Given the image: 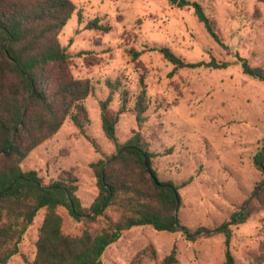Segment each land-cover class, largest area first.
I'll list each match as a JSON object with an SVG mask.
<instances>
[{"label":"rangeland","instance_id":"374dc122","mask_svg":"<svg viewBox=\"0 0 264 264\" xmlns=\"http://www.w3.org/2000/svg\"><path fill=\"white\" fill-rule=\"evenodd\" d=\"M72 1L76 10L58 40L69 54L72 75L88 79L92 85L83 101L89 119L86 132L99 151L66 118L52 137L22 161V169L36 170L48 183L62 170L72 168L78 178L76 194L88 206L97 194L89 163L115 153L101 128L99 101L108 94L105 80L121 82L110 112L120 106V91L128 93L129 111L120 114L116 125L120 144L137 129L133 105L144 84L147 109L140 131L156 154L151 165L158 179L179 186L177 219L191 232L199 227L215 229L241 206L252 205L254 211L247 220L228 225L230 251L236 264H255L258 255L263 256L264 264V206L252 196L264 179V172L254 162L264 143V81L243 73L237 59L245 58L251 66L264 69V0H188L202 5L224 46L208 34L190 5L178 6L170 0ZM94 18L110 30L85 28ZM162 46L186 62L213 57L228 64L177 68L157 50ZM131 49L139 52L135 59ZM56 211L62 216L65 234L76 235L84 228L98 232L106 226L103 217L84 223L74 220L62 206ZM44 213L45 208L37 212L18 253L7 264L33 260ZM107 213L112 220L118 217L113 208ZM173 246L175 264H222L225 259L222 233L190 237L150 225L123 230L101 259L104 264H129L141 252L143 264H163Z\"/></svg>","mask_w":264,"mask_h":264},{"label":"trees","instance_id":"16d2710c","mask_svg":"<svg viewBox=\"0 0 264 264\" xmlns=\"http://www.w3.org/2000/svg\"><path fill=\"white\" fill-rule=\"evenodd\" d=\"M177 5L192 6L208 34L224 46L213 21L198 1L178 0ZM75 10L72 0H0V264H7L18 253L23 234L41 208H45V213L30 264H104L101 257L106 247L123 230L139 225H150L158 231H182L190 237L222 233L225 258L222 264H236L230 251L228 225L243 223L254 207L241 206L215 229L199 227L191 232L175 220V191L180 202L179 186L158 179L151 165L156 154L149 150L140 131L147 109L144 84L133 105L137 129L120 144L116 125L120 114L129 111L128 93L125 89L120 91V106L110 112L109 105L121 82L105 80L108 94L99 101L101 128L114 144L115 153L89 163L96 178L97 194L88 206H83L76 194L78 178L72 168L62 170L48 183L43 182L36 170L22 169V161L52 137L66 118L99 151L86 132L89 119L83 101L91 94L92 85L88 79L72 75L69 54L58 40L59 32ZM85 28L110 30L97 18L89 20ZM157 50L177 68H222L228 64L213 57L208 61L186 62L168 47ZM129 53L133 59L139 55L132 49ZM237 59L243 73L264 81L263 68L251 66L245 58L237 56ZM263 147L264 143L254 155L257 166ZM252 196L264 206V179L256 185ZM58 206L64 207L74 220L84 223L103 217L106 226L98 232L84 228L76 235L65 234L61 230L62 216L56 211ZM108 208L118 213L116 220L108 215ZM151 257L155 258L154 253ZM162 262L177 263L175 246ZM129 264H143L141 252ZM255 264H263L262 255L255 257Z\"/></svg>","mask_w":264,"mask_h":264},{"label":"water","instance_id":"95a60500","mask_svg":"<svg viewBox=\"0 0 264 264\" xmlns=\"http://www.w3.org/2000/svg\"><path fill=\"white\" fill-rule=\"evenodd\" d=\"M173 4H177L178 0H170ZM259 166L261 167L262 170H264V147L262 150V158L259 162ZM175 198H176V205H175V220L177 219V209H178V205H179V200L177 197V191H175Z\"/></svg>","mask_w":264,"mask_h":264}]
</instances>
